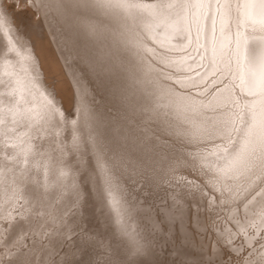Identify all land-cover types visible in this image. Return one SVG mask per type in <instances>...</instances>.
<instances>
[{
  "label": "bare ground",
  "instance_id": "6f19581e",
  "mask_svg": "<svg viewBox=\"0 0 264 264\" xmlns=\"http://www.w3.org/2000/svg\"><path fill=\"white\" fill-rule=\"evenodd\" d=\"M37 2H40L38 12L44 16L49 33L56 40L60 57L73 81L76 97L79 98L80 92L76 83L79 74L98 102L93 104L90 99L83 102L95 113V123H89L85 131L80 130L85 114L79 104L77 115L72 117L56 105L60 110L57 123L46 87V84L51 86V83L43 70L45 61L53 63L47 44L43 42L44 50L38 48L33 35L20 30L22 35L31 40L27 49L16 45L15 55L3 56L8 43L0 33V216L10 218L14 228L17 216L13 207L19 205L20 209L23 208L20 215L30 226V211L33 209L40 224H48L50 228L49 224L54 222L61 226L59 218L63 215L70 227H63L62 230L72 231V211L68 213V208L62 210L61 207L66 203L72 204L87 191L88 187L85 189L82 185L83 178L88 182L95 181L101 187V180L96 177L97 166L107 170L114 165V170L109 174L116 186L123 188L124 195L112 191L104 203L112 212L111 219L117 233L128 243L126 247L110 244L109 247L119 253L118 256L115 252L118 260L127 257L146 264H159L157 259L163 255L174 256L175 251L189 260L199 259L200 254L204 253L200 248L203 245L194 238L189 227L191 223L187 226L183 217L186 212L192 211L188 205L191 199L188 197L191 196L192 201L194 198L195 203L203 200L208 204L205 196L192 188L181 186L177 189L180 194H174L175 201L179 202L175 207L164 205L165 215L162 217L150 213L146 215L144 212L148 210L149 204L132 199L125 204V200L132 197L126 185L127 177L137 167L146 166L153 169L149 178L155 180L165 176L162 163L159 164V170L156 169L159 163L156 155L145 152L144 133L147 132V140L152 142L148 146L154 151L187 156L197 162L198 170H208L210 174L205 179L216 190L204 188V192L212 197L210 205L223 209L229 215L234 213V209L222 206L232 204L235 193L230 194V190L242 185V181H233L225 175L229 165L234 164L233 146H237V152H246L264 137V0H126L134 6L116 10L119 27L127 40L131 41L127 45L129 54L142 66L163 109L159 119L145 118L139 123L138 105L142 97L126 90L125 78L119 68L123 57H117L114 64L105 57L111 68V87L110 92L102 93L103 98L100 99L80 63V57H88L92 52L97 53V50L101 55L105 50H109V55L117 51L110 37L102 34L93 42L88 41L77 21V17L86 14V10L69 9L61 17L57 13L55 0ZM55 88L57 95L62 97L57 86ZM134 106L137 109L135 115L132 111ZM87 132L93 136L90 145L84 142ZM168 137L178 139L180 144L175 147L162 141ZM97 138L103 144V151L96 143ZM157 140L159 143H154ZM160 142L165 146L160 145ZM92 162L96 168L92 167ZM86 164L90 165V171L83 175L81 170ZM217 176L219 180L215 178ZM192 177L189 173L185 175L188 180H193ZM172 182L176 183L174 180ZM196 182L203 184L200 180ZM96 189L98 193L101 192V188L88 190L94 194ZM57 198L60 206L54 205ZM122 205L129 208L134 206V211L126 213ZM143 206H146L144 212ZM80 210H76L77 214ZM236 215L239 218V214ZM144 218L150 221L149 224L159 227L163 218L171 223L178 220L177 223H180L175 222L176 229L184 245L172 250L174 253L162 252L160 256L159 252L158 255L155 250L160 248L153 250L156 240L148 234V229L146 231L147 225L143 223L147 221ZM240 223L247 235L251 236L247 224H259L260 221L249 210L247 222L241 220ZM128 225L145 237L143 255H133L130 251L131 244L125 235ZM197 226L203 228L204 223L197 219ZM35 228L39 229L37 226ZM58 230L55 226L50 236L53 237ZM260 230L264 231L257 228V232ZM170 233L164 235L166 240L170 239ZM166 240L164 238V243ZM33 246L45 257L53 249L37 240ZM78 252L90 258L82 248ZM173 258L169 261L167 257V264ZM160 259L167 261L165 256Z\"/></svg>",
  "mask_w": 264,
  "mask_h": 264
},
{
  "label": "snow or ice",
  "instance_id": "6c2138e0",
  "mask_svg": "<svg viewBox=\"0 0 264 264\" xmlns=\"http://www.w3.org/2000/svg\"><path fill=\"white\" fill-rule=\"evenodd\" d=\"M55 3L57 13L61 17L69 9L86 10V14L79 15L77 21L82 26V34L89 42H93L99 35L107 34L116 46L117 51L112 52L111 55H109V50H105L103 55L99 54V50H97V53L92 52L88 57H80L83 71L87 73V77L91 81L95 93L101 95L102 93L110 92L111 68L108 62H106L105 57L107 56L108 60L114 64L116 58L122 56L123 61L120 63L119 68L125 78L126 90L129 93L139 94L142 97V102L138 105V123L142 122L145 118L148 120L159 119L163 109L160 107L157 92L147 81L142 66L129 54L130 49H128L127 45L131 41L127 40L125 33L119 27L116 10L134 5L128 4L126 0H55ZM39 7L40 2H37V0H0V33L3 34L8 43L7 51L3 56L15 55L16 45L27 49L31 40L21 34L18 20L29 9L33 12H38ZM37 18H39L38 15ZM105 21L107 23H104ZM76 83L80 89L79 98L74 94V102L68 104L65 103L62 97L57 95L55 87L48 84H46V87L48 95L51 97L49 103L52 106L54 116L57 118V123H59L60 110L55 107L56 105H59L67 116L72 117L77 115V105L79 104L85 114L80 125V130L85 131L89 123H95V113L89 108L87 103L83 102L89 99L92 100L93 104H97L98 102L95 100L92 91L89 90L84 78L79 74H77ZM112 94L115 95V93ZM136 110V106H134L132 109L134 115ZM144 136L145 152L156 155L159 162L157 170H159V164L162 163L164 174L171 176L174 181H178L177 186H187L198 191L205 196L206 203L210 204L212 197L204 192V188L216 191L210 186L209 181L205 179L210 172L208 170H198L196 167L197 162L187 156L182 157L180 154L172 155L165 154L162 151H154L148 146L152 142L147 140V132L144 133ZM84 142L89 145L93 143L91 132L86 133ZM96 143L99 144L100 150L103 151V144L99 142L98 138L96 139ZM154 143H159V141L157 140ZM236 147L234 145L232 149V152L235 154L233 156L234 164L229 165V169L225 172V175L233 181H242V185L230 190V194L235 193L232 198V204L222 205L234 209V213L232 215L225 213L222 216L220 213H212L217 219L205 225L203 229L198 227L195 222L192 225L197 232L212 231L218 238L217 243L219 244V248L215 244H212L209 247L210 254L205 255L201 253L200 258L197 260L178 259L172 261V264H264V231L257 232V228L264 229V137L260 139L258 144H254L246 152H237ZM114 167L113 165V168L105 170L97 166L95 169L96 177H99L101 180V192L98 193L96 189L94 194L103 202H107L112 191H117L122 196L124 195L123 188L117 187L113 177L109 174L114 170ZM179 171L190 172L197 179L203 181V184H198L195 180L176 177L174 174ZM215 178L217 180L220 179L219 176ZM90 195H93L91 191ZM219 195L217 198H219ZM131 199V197H128L125 200V204ZM173 200L175 203H179L175 201V198ZM75 203L73 201L74 205ZM189 203L191 204L192 201L190 200ZM121 207L129 214L134 211V206L129 208L122 205ZM192 210L194 212L198 211L195 208ZM249 210L253 212L254 216H258L260 221L259 224H247V227L252 232L251 236L247 235L240 223L241 220L247 222ZM22 211L23 208L17 213L14 228L10 218H4L0 221V224H2V228H0V264H14V262L16 264H25L23 258L29 252V248L25 244L24 238L21 237V233L24 232L25 228L30 227V225L26 224L24 218L19 214ZM236 214H239V218H237ZM161 215H165L163 210H161ZM74 216L75 213H73V219ZM59 219L64 228L70 227L63 215ZM36 226L43 228V225L39 223ZM52 226H54V222L49 224V227ZM154 227L159 229V225L157 224H154ZM10 229L12 230L10 231ZM75 229L80 230L78 238H82L87 247L99 249L102 252L101 258L95 260L89 259L87 262L77 261L76 264H146V262L128 259L127 257L114 261L111 258L108 247L103 240L98 238L97 233L92 229L82 228L78 223L75 224ZM233 229H235V232ZM27 235L30 241L31 234ZM125 235L130 241V251L132 254L143 255L146 243L145 237L137 229L132 228L131 225H128ZM104 258L107 259L105 260Z\"/></svg>",
  "mask_w": 264,
  "mask_h": 264
},
{
  "label": "rangeland",
  "instance_id": "374dc122",
  "mask_svg": "<svg viewBox=\"0 0 264 264\" xmlns=\"http://www.w3.org/2000/svg\"><path fill=\"white\" fill-rule=\"evenodd\" d=\"M37 15L39 16V18H37ZM18 25H19L20 30H24L28 34L33 35V37L35 39V43L37 44L38 48H41V49L44 48L43 42H45L47 44L49 55L51 56V58L50 57L49 58L53 61V63H48L47 61H45V63H43L44 73L48 74V79H49V83H51V86H53V87L57 86V88L59 89V93L62 96V98L64 99L65 103L66 104L73 103L74 99H75V97H74L75 87H74L73 81L69 75L68 70L65 68V66L63 64V61L60 57L58 47H57L54 39L50 38L52 36L49 33V30H48V27L46 25L44 16L42 14H39V12H33L31 9H29L26 13L22 14L19 17ZM35 52L37 53L36 47H35ZM245 52H247V51L245 50ZM98 96L100 99L102 97V94L98 95ZM169 139H171V140H169ZM172 140H173V138L168 137V138L163 139L162 141L169 142L171 144V146H175V145L177 146V144H180L179 143L180 141L178 142V139L176 140V138H174V140H175L174 143L172 142ZM176 141L178 143H176ZM162 143L163 142H160V145L165 146V144H162ZM92 167L96 168V164L93 162H92ZM152 170L153 169H148L146 167H144V168L137 167V169H134L133 171H131L128 174L126 185L128 187L129 193L132 196L131 197L132 200H136L138 202L144 203L145 205H148V204L150 205L152 203L153 206L156 205V203L159 201L160 203H157L158 206L156 205L155 207H152V205H150V206L148 205L147 206L148 210H146V211L144 210V209H146V206H143L142 211L143 212L145 211L144 213L146 215H148L150 213L149 215H155V216L158 215L159 217H162L163 215H160L161 211H159V209L162 208L164 205H167V206L170 205L171 207L172 206L175 207L177 205V203H175L174 205L171 203L174 202L173 198H175V195L177 193L180 194V192H179L180 190H177V189L178 188L180 189L181 186H177V183H178L177 181H175L176 183H173L172 182L173 179H171L172 177L171 176L168 177L164 173L163 174L165 176H162V177L159 176L158 178H155V180H153L152 178H149L150 173L153 172ZM89 171H90V165L86 164L85 167H83V169L81 170V174L84 175ZM186 173L187 174L189 173V175L194 176L190 172H187V171H181V173L179 171V172H176L175 174H176V177L178 175V178L182 177L183 175H184L183 178H185V175H187ZM137 174H140V175L137 176ZM143 175H144V177H143ZM145 176H147V177H145ZM166 176H167V178H163ZM195 177L196 176L192 177L193 180L199 181V179H197V177L196 178ZM141 179H143L144 181ZM163 184H166V186ZM82 185L84 188L88 187L87 189L85 188L87 191L83 193L81 198H79L78 200L75 201L76 202L75 205L73 203L72 204L66 203L64 206L61 207L62 210H64L65 208H68L67 209L68 213L72 211V215H73V213H75L74 219L72 218V222L70 223L72 225V227H71L72 231H67V232L63 231L62 230L63 226L62 225L60 226L59 224H54V226L48 228V224H45V223H41V225H43V228L39 227V229L37 230L35 228V226L37 225V223L40 224L39 218L35 215L34 210L31 209V211H30V212H32V217L30 218L31 226L26 231H24V233L21 234V237L24 238L25 244L29 248V252L23 258L25 261V264H47V263L48 264H76L77 261L87 262L89 259H92V260H93V258L98 259L99 256H102V252L100 253L101 250L87 247L85 245V242L83 241V239L78 238L80 230L75 229V224H77V223L80 224L82 226V228H84V229H92L94 232H96L98 234V236L101 237L100 239L103 240L105 245L108 247L109 252L111 253V258L113 260L116 259L115 261L118 260L119 253L116 252V250L113 251L114 249L109 247L110 244H112V245H124V247H126V246H128V243L124 242L125 240L123 239L122 235L117 233V230H116L114 223L111 219L112 212L109 210L110 208H108V205L105 204L103 201H101L96 195H94V194L90 195V191L88 189L93 190L94 188H101V187L97 184V182H95V181L88 182L84 178L82 179ZM145 185H146V187H145ZM167 185H169V188L167 187ZM170 187H173V188H170ZM165 188H166V190H165ZM154 190H156V191H154ZM169 191L171 194L169 193ZM152 192L153 193L155 192L154 195L152 194ZM188 193L190 194V192H188ZM165 194H167V197ZM148 196H149V198H148ZM163 197H165L167 199L163 200L162 199ZM170 197H173V198L170 199ZM190 197H188V198L191 199V201H192V197L191 198ZM154 199H155V201H154ZM168 201H171V202H168ZM59 204H60V201L57 198L56 201H54V205H59ZM159 205L160 206L162 205V206L160 207ZM188 205H190L189 206L191 208L190 210H192V207H193V208L197 209L198 211L194 212L192 210V211L186 212L184 214L183 221L187 224V226L190 225V223H191V226H189V227L191 228L192 235L194 236V238L196 240L198 239L199 243H201L203 245V246H200V248L205 253V255H208V254H210V252H209L210 245L215 244L216 247L219 248V245H217V239L218 238L210 230L197 232V231H195V229L193 228L192 225L194 222L197 224V219H200L204 223V226L208 225V224H210L211 221L217 219V217H214L212 215V213H220L222 216L223 214H225V212L223 209H218V208L211 206L210 204H205V202L203 200L196 201V203H195L194 198H193L192 203L191 204L188 203ZM78 208H80L81 210L77 214L76 210ZM149 208H150V210H149ZM151 208L152 209L153 208L158 209V210H152ZM163 209L164 208H162V210ZM13 210L16 211L15 216H17V213L20 210L19 205L14 206ZM200 210H201V212H200ZM152 211H154V213L151 214ZM155 212H156V214H155ZM93 216H95V217H93ZM4 218H5V216H0V221H2ZM88 218H90V219L88 220ZM144 220L147 221V222L143 223V225H147V227H145L146 231L149 230L148 234L150 233L149 235L151 237L154 236L153 239L156 240V243L153 246V250H155L156 248L161 249V250L160 249L155 250V251H157V253H159V252L161 253V255H160V253L158 255L162 256V254H163L162 252H164V254H167V253L169 254L170 252L174 253L175 249L184 245L183 241H182L183 239L181 238V236H179L180 234H179L178 230L176 229V224L180 223V222L177 223L178 220L175 221L176 222V224H175V222L171 223L167 219L164 220V218H163L162 224L159 227L160 230L156 229L152 224H149L150 221L147 220V218H144ZM165 223H166V226H165ZM148 225L150 227H152L151 230H150V227H148ZM0 226H2V224H0ZM55 226L59 230L52 237V236H50V233ZM168 227L170 228L169 230H168ZM101 228H102V230H101ZM203 228H201V229H203ZM73 229H75V230H73ZM158 231L159 232L161 231V232L159 233ZM168 232L169 233L171 232L172 234L170 233L171 237L170 236L168 237L170 239L167 238L168 240H166V236L164 237V235L169 234ZM176 232L178 234H176ZM29 233L31 234L30 235V241H29V239H27L28 238L27 234H29ZM173 233H175L176 236ZM173 235L175 237H173ZM177 237L180 238V240ZM164 238L167 241L165 243H169V245H165ZM211 239H212V241H211ZM35 240H37L42 245H45V246L47 245V246L53 248L52 252L50 253L49 256L45 257L42 255V253L37 252L36 248H33V243L35 242ZM159 241H162V242L159 243ZM158 243H159V246L160 245H163V246H161V247L157 246ZM170 243H171V245H170ZM174 244H177V245H174ZM171 246H173V248H171ZM162 247H164V249H166V251H163L164 249ZM165 247H167V248H165ZM80 248H82L84 251H86L89 254L90 258H87L83 254L79 253L78 251L80 250ZM167 249H168V252H167ZM172 250H174V251H172ZM221 251H223V250L221 249ZM115 252L118 256L115 254ZM97 253H98V255H97ZM177 253L178 252L175 251L174 256H172L173 254L172 255L169 254L170 256L169 255H167V256L163 255V256H165V259H167V257H168L169 261H171L170 259L172 257H174L173 258L174 260L172 259V261L178 260V258H179L178 256H180V258H181V259L179 258L180 260L187 259V258H184L182 255H179L180 253H178V255H177ZM93 254H94V256H93ZM175 255H177V257ZM64 256H66L67 258H64ZM160 256H158V257H160ZM163 256L160 258L163 259ZM160 258H159V260L163 262L162 264H167L168 259H167V261L163 259L164 260L163 261ZM104 259H107V258H104ZM159 260L157 259L158 263L160 264ZM164 262H166V263H164ZM14 264H16V262H14ZM170 264H172V262H170Z\"/></svg>",
  "mask_w": 264,
  "mask_h": 264
}]
</instances>
